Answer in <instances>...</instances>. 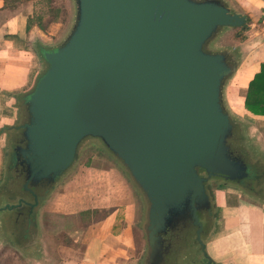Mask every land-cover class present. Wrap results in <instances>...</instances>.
Here are the masks:
<instances>
[{
  "label": "water",
  "instance_id": "1",
  "mask_svg": "<svg viewBox=\"0 0 264 264\" xmlns=\"http://www.w3.org/2000/svg\"><path fill=\"white\" fill-rule=\"evenodd\" d=\"M74 3L65 39L38 50L46 66L20 103L7 145L17 186L30 196H1L0 208L15 210L20 221L28 213L35 219L81 142L97 139L143 196L144 264H162L170 235L184 224L211 264L204 243L213 213L207 183L217 178L264 198V154L247 144L223 103L239 53L204 49L220 27L243 28L245 17L223 0ZM235 135L254 151L247 161Z\"/></svg>",
  "mask_w": 264,
  "mask_h": 264
},
{
  "label": "crops",
  "instance_id": "2",
  "mask_svg": "<svg viewBox=\"0 0 264 264\" xmlns=\"http://www.w3.org/2000/svg\"><path fill=\"white\" fill-rule=\"evenodd\" d=\"M33 1L36 0L21 2L11 8L4 7L3 0H0V185L6 176L7 145L13 126L18 124L21 116L20 103L25 100L42 69L43 58L40 53L36 55V50H41L42 54L43 50L54 48L62 33H48L53 23L44 25L46 32L34 22L27 28ZM223 1L231 10L245 17L243 38H239L237 28L231 32L235 38L232 48L235 50L240 46V55L235 71L223 87V103L242 129L240 134L247 144L264 154V116L253 115L244 107L248 82L258 71L260 62L264 61V0ZM121 174L131 182L123 169ZM133 193L136 198L139 196L136 188ZM133 199L110 207L100 205L76 211L59 210L60 215H67V230H61L58 223L53 228L44 225L45 221H41L39 215L44 204L41 203L35 215L37 228L34 232L35 243L41 242V256L33 257L27 263L144 264L146 246L137 202ZM212 199L213 213L205 221L204 233L205 252L211 264H264V198L251 197L231 184H220L212 187ZM6 211L0 213V221L4 225L8 224L4 223L7 219L12 223L18 216L13 209ZM77 234L80 235V249L72 247ZM54 235L55 238L66 236L69 242L63 243L59 249L49 242L47 247L50 249L47 250L46 240L45 243L43 240ZM1 243L9 244L2 234L0 246L3 245ZM11 250L17 251L15 248Z\"/></svg>",
  "mask_w": 264,
  "mask_h": 264
},
{
  "label": "rangeland",
  "instance_id": "3",
  "mask_svg": "<svg viewBox=\"0 0 264 264\" xmlns=\"http://www.w3.org/2000/svg\"><path fill=\"white\" fill-rule=\"evenodd\" d=\"M33 4L31 15L29 14L31 23L38 22L37 18H39L43 30L45 24L50 25L49 23H53L54 25L48 30V33H54L56 31L62 32L55 41V46H58L65 39L74 24L76 9L74 0H36L33 1ZM234 28H237L235 29L237 30L236 32H240L239 38H243L242 32L244 28L241 26L220 27L204 45V49L208 52H215L227 47L226 51L232 53L235 38L231 32L234 31ZM239 50L240 46H237L235 51L239 52ZM38 54L36 50V55L38 56ZM255 60H257L256 57ZM41 64L42 69L39 70L40 72H38L37 78L42 74L41 71L44 70L46 62L41 59ZM234 138V146L237 153L247 161L248 157L254 155V151L248 147L243 138H238L237 135ZM6 158L8 161L10 159V162L6 164L7 175L2 184L9 192L11 191L13 196L21 198L27 195L29 197L30 193L22 185L21 188L17 186L18 182L14 177V173L16 172H14V167H12L13 162L11 161L10 148L6 153ZM259 158L262 159V157ZM249 167L251 170L256 168L252 162ZM122 169L123 167L119 164L118 160L108 153L99 140L93 138L83 140L78 148V157L74 160L71 167L60 176L54 188H47V196L41 202L44 203L42 207V204L39 202L41 204L39 205V208L41 207L39 212V215H41L40 220L45 221V224L42 222V227L44 224L53 228L58 223L61 230H67L66 228L69 225L68 219L66 218L67 215L62 213L63 217L59 214V210L76 211L85 209L87 206L100 205L110 207L133 198L137 202L139 220L140 222L143 221V213H141L144 205L143 196L140 195L141 197L137 196L136 198L131 182H129L126 176H122L121 174ZM221 182L220 179L214 178L212 182L207 183V189L212 191V187ZM263 186L261 188L264 189ZM36 192L39 201H41V198H44L43 194H41V189L36 190ZM2 193L3 190L1 188L0 197ZM17 199L18 203L19 198ZM50 201L51 203L48 205ZM19 208H24V206L21 205ZM2 212L7 211L1 207L0 213ZM57 217H60V219H57ZM35 221L34 216H29V213L23 221L16 219L11 223V219H7L4 222L5 224L8 222L6 225L0 221V234L10 244L1 243L3 245L0 246V264H28L27 262L31 261V258H39L41 256V242L38 240V243H35L34 232L37 228ZM79 237L80 235L77 234V239L73 241L72 247L74 246L77 249L81 248V240ZM142 238H144V235H142ZM194 238V229L190 224H184L177 232L172 233L170 235V246L164 252L162 264H207L204 254L199 251L198 244ZM45 240L46 247L49 242H52L53 244L51 243L50 245H54L56 249H59L65 243L69 242L66 236H58L55 238V235L53 238L51 236H47V239L44 238V243ZM14 248L21 252V254L15 250H11ZM46 249H50V246Z\"/></svg>",
  "mask_w": 264,
  "mask_h": 264
},
{
  "label": "trees",
  "instance_id": "4",
  "mask_svg": "<svg viewBox=\"0 0 264 264\" xmlns=\"http://www.w3.org/2000/svg\"><path fill=\"white\" fill-rule=\"evenodd\" d=\"M25 1L29 0H3V6L13 8L17 4ZM37 19L38 22H36V24L39 26V28L42 29V26L39 22V18ZM28 23L29 24H27V28L31 24L30 19ZM244 107L253 115L264 116V61L260 62L258 71L254 73L253 77L248 82L244 94ZM77 157L78 151L76 153L75 159ZM1 188L3 190V193L1 194L2 197L11 198L13 196L11 191L9 192L4 187V185H1L0 189Z\"/></svg>",
  "mask_w": 264,
  "mask_h": 264
},
{
  "label": "flooded vegetation",
  "instance_id": "5",
  "mask_svg": "<svg viewBox=\"0 0 264 264\" xmlns=\"http://www.w3.org/2000/svg\"><path fill=\"white\" fill-rule=\"evenodd\" d=\"M22 170H23V168H22Z\"/></svg>",
  "mask_w": 264,
  "mask_h": 264
}]
</instances>
